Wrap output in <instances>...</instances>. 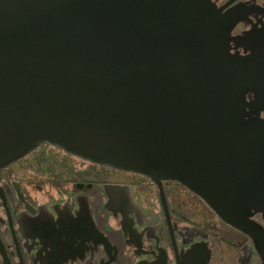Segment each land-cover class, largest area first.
<instances>
[{"label": "water", "instance_id": "water-1", "mask_svg": "<svg viewBox=\"0 0 264 264\" xmlns=\"http://www.w3.org/2000/svg\"><path fill=\"white\" fill-rule=\"evenodd\" d=\"M227 41L209 0H0V167L48 144L177 181L249 227L264 121L245 93L264 103V68Z\"/></svg>", "mask_w": 264, "mask_h": 264}, {"label": "flooded vegetation", "instance_id": "flooded-vegetation-1", "mask_svg": "<svg viewBox=\"0 0 264 264\" xmlns=\"http://www.w3.org/2000/svg\"><path fill=\"white\" fill-rule=\"evenodd\" d=\"M209 1L228 54L264 68V0ZM245 100L264 121L255 93ZM247 221L225 222L177 181L48 144L0 167V264H264V218L250 210Z\"/></svg>", "mask_w": 264, "mask_h": 264}]
</instances>
